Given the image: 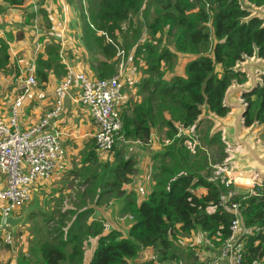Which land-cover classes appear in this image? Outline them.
Segmentation results:
<instances>
[{
    "label": "trees",
    "instance_id": "16d2710c",
    "mask_svg": "<svg viewBox=\"0 0 264 264\" xmlns=\"http://www.w3.org/2000/svg\"><path fill=\"white\" fill-rule=\"evenodd\" d=\"M26 1L0 0L7 9H23ZM89 2L86 13L90 12L95 29H88L90 35H87L86 46L93 43L95 51L104 58L94 68L96 79H109L117 74L120 53L127 55L132 51L142 31L150 38L134 53V60L145 55V75L148 77L134 86L136 94L142 96L141 102L120 110L121 134L127 142L147 144L154 128H166L165 135L173 142L169 141L172 144L164 149V155L176 168L175 171L163 170V174L169 173L171 177H160L145 200L138 204L135 200L128 202L126 209L133 223L128 228L127 238H121V232L115 229L103 232L101 221L91 220L83 225L81 221L90 209L79 211L66 232L37 237L34 250L37 264H81L84 261L86 264H129L142 249L148 248L160 253L159 260L164 261L173 256L170 249L178 236L188 237L195 231L203 232L215 248L220 247L230 233L232 215L219 203L225 196L228 199L227 189L231 187L224 185V178H208L205 173L209 166L207 159L189 158V151H183L188 138L180 134L193 129V136V133L204 131V141L208 145L218 141L225 146L223 133L210 135L213 122L206 121L202 115L206 112L218 118L226 117L229 112L223 106V99L227 90L232 85L248 82L246 75L236 67L254 56L264 61V20L241 7L239 0H97L95 10L91 9L94 3ZM146 2L145 12L153 8V18L137 22ZM247 2L264 11V0ZM36 15L40 16L41 25L45 24L47 30H51L48 13L42 9L36 14L24 12L25 23L32 24ZM171 34L172 50L162 46V35L169 38ZM118 36L123 38L121 44ZM45 54L46 58L41 53L35 58L34 77L38 86L47 83L50 72L61 80L67 74L57 46H48ZM178 55L188 58L182 75L175 72ZM10 64L9 45L0 37V73L7 74ZM166 73L171 76L164 80ZM259 78L262 83L243 98L248 105L244 117L246 128H264V77ZM91 141L93 147L85 153L84 162L88 163L99 159L94 151V139ZM262 142L264 145V131ZM124 145L118 143L119 150L115 152V147L111 150L115 152L116 160ZM132 162L131 158L125 159L120 165H114L110 172H105L115 180L120 176L127 179L125 173L133 171ZM106 173L100 176L104 177ZM104 185L107 184L102 183ZM198 189L205 193L198 195ZM254 192L256 195L238 190L239 194L229 201L240 203L245 259L251 264H259L264 261V183L255 186ZM84 226L92 227L90 236L96 238L88 260L85 243L80 237ZM246 228L250 232H245ZM144 264L155 263L149 260Z\"/></svg>",
    "mask_w": 264,
    "mask_h": 264
},
{
    "label": "crops",
    "instance_id": "0c3cea01",
    "mask_svg": "<svg viewBox=\"0 0 264 264\" xmlns=\"http://www.w3.org/2000/svg\"><path fill=\"white\" fill-rule=\"evenodd\" d=\"M70 1L72 2L73 0ZM83 1L78 3L75 2L74 4L70 5V9L73 8V15H75V10L77 11L78 9L75 5H83L85 4V2L88 3L90 0ZM62 2L63 0H27L23 5V9H7L4 7V4L0 2V6L2 7V11L0 13V37L7 41L11 55V68L8 70L7 75L5 74L7 76L4 81L6 83L5 90L12 88V95L10 96V100H12V102L10 106L8 108H5L4 110L2 107H0V122L5 121L9 117V108L11 107L12 103L14 102L15 98L19 95V93L22 92L21 90L24 87V82H21L20 80L13 81L15 74H22L24 71H27L29 67L35 65V58L38 53H41L44 58H46L47 56L45 54V51L46 48L50 45L58 47L61 63L66 66L67 71L73 70L74 72H81L88 78L96 79L94 74V68L98 65L99 62L104 61V58L100 56L97 51H95V49H92L91 43H89L90 47L86 46V42H88L86 38L87 35H89V30L87 28L88 26L86 27V23H88L89 21L83 22V25H80L81 23L79 21H75L73 15H67L69 11L65 12V15H63L62 10L59 15V13L56 12V8L57 10L61 9ZM40 9L45 10L48 13L47 18L51 23V26L53 25L51 30H47L48 33H51L50 35L52 37V41L48 37L45 38V40L39 39V36H41L39 35L40 28H38V26H40L41 24V19L39 15H36L34 17L33 23L30 25L26 24L24 21V12L36 14ZM63 22H73V28H69L70 30L67 29L65 32L61 28L62 25H58ZM54 23H56V25ZM76 24H78L79 26H77ZM99 35L100 33L98 34V36ZM40 40H42V42H40ZM130 54V56L132 57V55L134 54L133 50ZM136 60L139 61V70H137L138 66L134 65L135 70L133 69L130 74L128 73L127 75H125L123 79V83L127 81L132 87L130 91H126L124 95V101L122 105L123 108H128L134 103H139L142 100V96L136 94L137 90L134 86L140 81H142L144 78H147L148 75H143L142 72L145 69V67L143 68L144 62L139 59ZM175 71H177V69ZM1 74L2 73H0V77H3ZM258 76L264 77L262 75ZM259 77L258 80L260 79ZM60 82L61 79L57 77L53 72H50L47 83L40 84L38 88L32 91L28 101L24 104L20 111L18 122L21 129L25 130L37 126L43 119L46 118L49 113L52 112L57 102L55 96V89ZM248 84L249 82L241 86H247ZM259 84H261L260 80L258 85ZM17 91L20 92L17 93ZM14 92L16 94L13 96ZM37 94H41L43 96V99L38 100L36 98ZM78 94L79 86L76 84L64 96L62 100L61 112L59 113V115L51 119L48 125L43 130L46 133L57 134L62 152L73 150V145L78 148L83 143V140L88 139L89 137L93 138L96 131V127L91 121L88 112L77 101ZM237 98H239V95H237ZM205 113L206 112H203L202 117H204V119H207ZM219 119H222L224 121L219 123V128L222 129L221 133H223V126L232 123L231 113L229 112L226 117ZM221 125L223 126L221 127ZM214 127L215 126L213 125V128L210 131V135L218 132L214 131ZM250 128L245 127L243 130V134H246ZM256 129H260L259 139L257 137H253V134ZM263 131V127L261 128L254 126L252 138H257L258 143L264 150V145L262 142ZM165 132L166 128L156 127L152 132L151 140L147 144H145V146H150V148H145L144 150L137 148L138 146H136V148H133L132 152L138 155V162H132L133 171L131 173L133 174V176L131 178L126 177L127 181L123 185H121L122 187H120L121 197L120 201L117 203L119 207H115V211L113 208L103 213L105 219L108 220V223L102 221L103 232L112 229L118 230L121 233L127 232L128 228L133 223L132 216L130 213H128L126 209L128 208V202L130 200H135V203L138 204L140 203V201L145 200L148 194H150V192L156 185V179L154 181L153 179H151V177L149 178L145 167L142 171L143 165L140 166L138 163L145 162L151 157L154 158L160 156V149L159 147H157V141L158 143H160V141L156 136ZM189 132H193V129ZM128 144H125L124 147ZM131 144L137 145L140 143L132 142ZM95 152L99 160H104L105 157H107V155L109 154L108 153L107 155L101 157L99 156L97 151ZM62 167L63 160L60 168L57 172L53 174L51 180L46 182H38L32 185L31 194L33 193L34 196H39V194L37 193V191H39L40 189L39 187L47 186L50 183H57L62 172ZM232 175L237 176L236 173ZM3 186L4 179L0 175V188ZM196 193L198 195H203L205 191L203 189H198ZM33 209L34 206L32 207L27 205L25 206V209L21 208L18 212L14 214V216H20L22 214H25V217L22 223H20L14 231H10L11 234H13V241L11 244L2 241L1 235L4 236V233L9 230L0 226V264L38 263L37 254L34 252L36 247V245H34L35 240L31 246L32 236L28 234L27 230V228L30 227V222L28 221V219H31L34 214ZM112 211H114L115 215L112 214ZM29 214H31V216H29ZM70 217L72 222L75 216L71 215ZM128 220H130L131 223L127 225L126 223L128 222ZM16 236L17 239H14V237ZM176 240L179 244L178 248L182 247V249H180V251L178 252L177 257H174L175 254L172 253L173 256L171 258L166 259L164 261L160 260V262L155 261L151 257L145 259L142 264L148 262L149 260H153L155 264H204L216 258L219 254V247L215 248L208 241L206 235L201 231H195L188 237H183L180 235ZM92 243L94 244V242ZM148 249L152 250V248ZM88 259L89 255L87 256L86 260ZM131 260L129 261V264ZM259 264H264V261H260Z\"/></svg>",
    "mask_w": 264,
    "mask_h": 264
},
{
    "label": "rangeland",
    "instance_id": "374dc122",
    "mask_svg": "<svg viewBox=\"0 0 264 264\" xmlns=\"http://www.w3.org/2000/svg\"><path fill=\"white\" fill-rule=\"evenodd\" d=\"M82 1L83 0H73L71 2L70 0H63L61 9L57 10L56 8V12L59 13L60 15L61 11L63 10V15H65V12L69 11L67 15L71 16L73 15L72 14L73 8L70 9V5L74 4L75 2L78 3ZM91 2L94 3L91 9L95 10V7L97 5V0H91ZM239 3L241 7L249 8L251 11L255 12V14L258 16H262V13H264L260 9L254 8L251 4L247 2V0H239ZM87 4L88 3L85 2V4L83 5H75L78 8L77 11L75 10L74 12V14L77 17L73 15V18L75 19V21L77 22L79 21L81 23L80 25H83L82 24L83 22L89 21L88 23H86L87 24L86 27L88 26L87 27L88 29L90 28L94 30L95 27H94V23L92 22L93 20H92L91 14L90 12L86 13ZM146 7H147V2L143 8L142 14L140 13L138 18L136 19L137 22H143L145 18L148 19L149 21L152 20L153 8H151L149 12L147 13L145 12ZM93 12L94 11H92V13ZM54 24L56 25V23ZM58 25H62L61 28L65 32L67 29L70 30L71 28H73V22L72 23L63 22ZM76 25L79 26L78 24ZM38 28H40L39 35H41L39 36V39L45 40V38L48 37L52 41V37L50 35L51 33H48L47 26L45 24H42V25L40 24ZM166 31L167 29L165 28L164 33ZM175 33H176V29L173 30L172 34L174 35ZM172 34L169 38L168 37L166 38L165 35H162V37L164 38V41L162 42V46L169 48L171 50L173 48L172 43H171ZM147 41H150V38L147 37L145 31H142V33L140 34L133 48V52L135 53L136 49L141 44ZM119 42L120 44L123 42L122 36L119 37ZM91 47L92 49H95L93 43H91ZM130 53L131 51L127 55L124 52L120 53L121 54L119 56L120 61L117 66V74L118 73L123 74V77L121 79L123 96L125 95L126 91H130V89L132 88L127 81L123 83V79L125 75H127L128 73L130 74V72L134 69V65H136V63H139L138 60L133 59L135 55L133 54L131 57ZM138 59L144 62L145 55H140ZM187 60H188L187 57L178 55L177 61L175 60L176 62L175 70L177 69V71L175 72H177V74H180V75L184 74V64L186 63ZM144 65H143V68L145 67ZM145 69L142 71L143 75H145ZM137 70H139V66L137 67ZM27 74H28L27 71H24L22 74L19 73V75L15 74L13 81L20 80L21 82H24L25 79L27 78ZM1 75L3 77H0V104H2L0 105V107H2L4 110L5 108H8L12 102V100H10V96L12 95L11 94L12 88L5 90L6 83L4 81L7 77L6 76L7 74L6 75L1 74ZM11 76H14V75H11ZM170 76L171 75H169V73H166L163 79L167 80ZM259 80H260V83H262V80L261 79ZM18 92L20 91H17V93ZM15 94L16 93L14 92L13 96ZM205 114L207 117L206 121L211 120L213 122V125L215 126L214 131L222 132V129L219 128V123L224 122V121L222 119L217 118L211 113H205ZM259 130L260 129H256V131L253 134V137H257L258 139L260 138ZM180 135L188 138L186 142H184L183 151L184 152L189 151L188 153L189 158H193L194 160H197V161L201 159H205V158L207 159V163L209 166H208V169H206L205 173L208 174L209 179L214 180V177H215L214 173L216 171L215 167H219V168L226 167L228 170L227 172L230 175L236 173V169L240 166V163L236 162L233 156L234 154L243 153L241 149H238L236 151H231L227 148L226 145L224 147L221 146L218 143V141H215L214 143L208 145L204 141V131L200 132V134L193 133V136H192V132L182 133ZM156 137L160 141V143H158L157 141V144H158L157 147H159L160 149V154L162 153L163 155L154 157V158L151 157L145 162H139L138 164L140 166L143 165L142 171H143V168L145 167V170L149 178L151 177V179H153L154 181L156 179L155 182L157 183L158 179L162 176L166 177L165 179H168L171 177V174L169 173L168 174L162 173L164 169L175 171L176 167L174 166V163L169 162V158L166 155H164L165 153L164 149H167L172 144L171 142L173 141L168 139L165 133H162ZM208 138H210V136H208ZM91 139L92 137H89L88 139L83 140V143L78 148H76L73 145L72 146L73 150L63 151L62 152L63 167H62V172H61V175L57 183H53V184L50 183L47 186L39 187L41 189L37 191L39 196H34L32 193L30 200L22 206V209L23 208L25 209V206L27 205L32 206V207L34 206V209H33L34 214L31 217V219H28V221L30 222V227L27 228L28 234L32 236L31 246L34 243V240H35L34 245H36V239L41 234L47 233L49 237H52L56 233H59L60 231L66 232L71 224L70 216L71 215L75 216L77 212L79 211L90 209L89 210L90 213H88L89 219L87 215L85 219L81 221L83 225H86L87 223H89L91 221V218L92 220L101 221V223L102 221H105V223H108V220L105 219V216L103 215V213L113 208L115 211V207H119V205L117 204L120 201V197H121L119 187L126 182V179L120 176L116 178L115 180V179H112V177L109 176L107 173L110 172V170L114 169L113 168L114 165H115L114 167H116V164L120 165L119 163L125 159L131 158L133 162H138L137 161L138 155L132 152L133 148H136V146H138L137 148H140L141 150H144L145 148H150V146H145V144L134 145V144H131L132 142H127V144L128 143L130 144L126 145L123 149L120 150V155H119L118 160H116L114 157V153L117 151V149L119 150V148L116 145L115 152H109V154L107 155V157H105L104 160L96 159L88 163L84 161H85V153L93 147V142L91 141ZM166 140L171 141L170 142L171 144L169 143L170 145L165 146L164 143L166 142ZM94 151H96V146L94 148ZM105 165L107 166L106 169H104ZM105 170H107V173L105 172ZM103 173H106L108 176L106 175L104 177H101L100 175ZM125 176H127L128 178H131L133 174L131 172L125 173ZM108 178H110V181ZM159 181H163V180H159ZM116 182H117V185H113V184H116ZM102 183H106L107 185L102 186ZM104 190H106V193L101 194V192H103ZM238 190H246V189L231 187L227 189V195L228 194L232 196L233 194L238 195L239 194ZM114 211H112V214H114ZM86 218L88 221L86 220ZM130 223L131 221L128 220L126 224L128 225ZM91 229L92 227L87 229L84 226L82 233L80 234V237L83 239V242L85 243L84 245L85 246V257H87L88 255L90 256V253L92 251V246H93L92 242L96 240L95 237L90 236ZM245 231L250 232V229L246 228ZM1 237H2V241L4 242V236L1 235ZM120 237L127 238L128 237L127 232H122ZM14 239H17V236L14 237ZM178 245H179L178 241L174 240V245L170 249L171 253L175 254L174 257H177L178 252L180 251V249H182V247L178 248ZM160 256H161L160 253L158 254L153 249L152 250L142 249L139 252V254L131 260L130 264H142L145 261V259H148L151 257L155 261L160 262L159 260ZM84 263H81V264H84Z\"/></svg>",
    "mask_w": 264,
    "mask_h": 264
},
{
    "label": "built area",
    "instance_id": "2783aa9c",
    "mask_svg": "<svg viewBox=\"0 0 264 264\" xmlns=\"http://www.w3.org/2000/svg\"><path fill=\"white\" fill-rule=\"evenodd\" d=\"M27 73L22 92L9 108V117L0 122V175L4 179V186L0 188L2 228L5 226L4 218L14 215L30 200L32 185L51 180L60 168L63 158L58 136L43 130L51 119L59 115L62 100L74 85L79 86L78 103L85 108L96 127L93 139L99 156L107 155L118 143L127 144L121 134L123 125L120 110L124 101L122 73L109 79H92L81 72L68 70L55 89L57 102L52 112L37 126L24 130L18 122L20 111L38 86L34 77V65L28 68ZM36 98L41 100L43 96L37 94ZM169 143L166 141L165 145ZM215 169L214 180L224 178L226 187L243 188L248 190L250 195H256L255 186L262 184L257 179H242L230 175L226 167ZM231 197L232 195L228 194V199L225 196L219 203L222 209L232 215L230 233L219 247L218 256L204 264H251L245 259L242 240L244 229L239 215L240 203L229 201ZM4 241L12 243L10 231L4 233Z\"/></svg>",
    "mask_w": 264,
    "mask_h": 264
},
{
    "label": "water",
    "instance_id": "95a60500",
    "mask_svg": "<svg viewBox=\"0 0 264 264\" xmlns=\"http://www.w3.org/2000/svg\"><path fill=\"white\" fill-rule=\"evenodd\" d=\"M261 18L264 20V13H262ZM236 70L242 71L246 75L249 84L247 86L235 84L227 90L224 96L223 106L231 113L232 123L225 126L221 125L224 127L222 142L231 151L238 149L243 151V153L233 156L234 160L240 163L236 169L237 176L242 179H257L263 183L264 150L258 143V139L252 138L254 126L246 134H243L244 117L248 110V105L243 98L257 88L258 75L264 76V61L259 60L257 56L252 59L247 58L244 63L236 67ZM24 217L25 214L20 216L8 215L4 218V225L14 231L22 223Z\"/></svg>",
    "mask_w": 264,
    "mask_h": 264
},
{
    "label": "bare ground",
    "instance_id": "6f19581e",
    "mask_svg": "<svg viewBox=\"0 0 264 264\" xmlns=\"http://www.w3.org/2000/svg\"><path fill=\"white\" fill-rule=\"evenodd\" d=\"M250 184V183H249Z\"/></svg>",
    "mask_w": 264,
    "mask_h": 264
}]
</instances>
